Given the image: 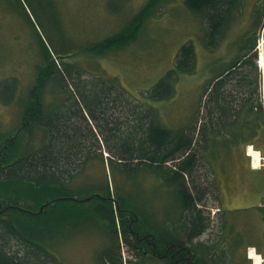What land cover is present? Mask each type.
Wrapping results in <instances>:
<instances>
[{
    "label": "trees",
    "instance_id": "16d2710c",
    "mask_svg": "<svg viewBox=\"0 0 264 264\" xmlns=\"http://www.w3.org/2000/svg\"><path fill=\"white\" fill-rule=\"evenodd\" d=\"M1 1L11 4L13 10L20 6L42 39L33 14L40 0H15L16 5L10 0ZM168 2L146 0L118 30L83 47L84 53L103 56L135 43L147 21ZM183 2L203 24V43L209 52H216L240 24L246 5L252 2V7L246 28L231 42L235 50L232 61L205 85L198 109L200 119L182 130L162 125L154 107L128 100L129 94L117 83L100 89L98 85L87 92L80 76L74 78V68L63 61L65 55L51 52L42 39L41 63L36 66L18 135L7 141L8 148L0 155V201L21 209L11 207L7 222L0 220V264H63L52 251L53 245L87 222L88 216L102 222L103 229L113 227L108 246L99 257L103 264H125L120 244L131 252L132 243L138 239L150 240L154 254L150 258L138 254L137 261L129 259L126 264H147L152 260L162 264H206L209 254L198 255L196 251L207 246L194 244V240L210 227V216L204 211L209 191L196 179L202 156L209 152L208 143L224 135L236 142L247 135L244 144L264 152V82L258 63V46L261 39L264 41V0ZM112 11L117 14L120 7L115 5ZM196 68L197 53L189 41L180 48L173 68L148 92V99L151 103L173 99L181 77L193 75ZM50 85L54 97L59 95L61 99L46 109L44 100ZM87 95L92 98L87 100ZM34 131H42L43 146L21 152V132ZM102 147L111 156L106 160L118 174H155L172 191L174 200L176 197L179 217L154 224L116 190L111 197L109 181L102 192L85 193L69 186L83 172L87 160L102 159ZM47 201L51 204L39 212ZM113 208L118 214V229ZM258 208L264 216V206ZM97 210L104 217H97ZM167 222L172 223L170 227Z\"/></svg>",
    "mask_w": 264,
    "mask_h": 264
},
{
    "label": "rangeland",
    "instance_id": "374dc122",
    "mask_svg": "<svg viewBox=\"0 0 264 264\" xmlns=\"http://www.w3.org/2000/svg\"><path fill=\"white\" fill-rule=\"evenodd\" d=\"M10 1L16 5L15 0ZM145 1L40 0L33 14L39 22L37 30L50 51L65 55L63 61L74 68V78L80 76L79 81L86 84L87 92H92L98 85L97 89H100L105 84L117 83L129 94L126 96L128 100L147 102L154 107L162 125L172 130L189 128L200 119L201 110L198 114V109L205 85L232 61L235 50L231 42L246 28L252 2L246 5L240 24L216 52H209L204 47L203 24L185 7L184 0H169L155 17L147 21L135 43L103 56L84 53L83 47L96 44L118 30ZM111 5L113 8L119 6V13H114ZM16 6L13 10L11 4L0 2V155L8 148L7 141L18 135L24 105L34 84L36 66L41 63L42 39L24 10ZM189 41L193 42L197 53L196 72L181 77L173 99L151 103L148 92L173 68L180 48ZM263 43L261 39L260 54L261 51L264 54ZM260 70L264 82V67ZM91 98V95L86 96L87 100ZM60 99L59 95L54 97L50 85L44 100L46 109ZM69 103L73 105L74 102ZM247 138L244 135L235 142L224 135L211 145L208 143L209 152L202 156L197 172L198 183L209 191L204 211L210 216V227L194 240V244L207 246L206 249L198 248L196 253L209 254L205 257L209 264H254L249 257L252 247L264 260V216L258 208L262 201L264 204V152L259 151L260 166L255 168L248 146L244 144ZM44 142L42 131L21 132L20 151L39 150ZM101 152L102 159L87 160L83 172L74 177L69 186L81 188L85 193L102 192L109 181L111 197L114 198L116 190L154 224L157 220L171 221L179 217L176 197L174 200L172 191L155 174L131 172L120 175L106 160L111 156L104 147ZM113 210L118 229L117 210ZM95 215L104 217V213L98 210ZM86 220L53 245L52 251L63 264H103L99 257L108 246L113 227L103 229L102 222L93 216ZM171 224L167 222L166 225L170 227ZM120 246L126 264L132 260V253L124 244ZM147 262L162 264L156 260Z\"/></svg>",
    "mask_w": 264,
    "mask_h": 264
},
{
    "label": "flooded vegetation",
    "instance_id": "af4514ba",
    "mask_svg": "<svg viewBox=\"0 0 264 264\" xmlns=\"http://www.w3.org/2000/svg\"><path fill=\"white\" fill-rule=\"evenodd\" d=\"M5 203L6 204H4L0 201V220H2V222H4V223L7 222V220H8L7 213H8V210L11 209V207L12 208L14 207V208L21 210L19 207L9 204V202H6V200H5ZM261 206H264L263 201L261 203ZM132 246H133V250L131 251V253H132L133 261L138 260L136 258V256L138 254H142V255L149 257V258L154 254V250H155L154 244L148 239L145 241L143 239H138V241L132 243ZM167 254L168 253L166 251L164 256L167 257Z\"/></svg>",
    "mask_w": 264,
    "mask_h": 264
},
{
    "label": "bare ground",
    "instance_id": "6f19581e",
    "mask_svg": "<svg viewBox=\"0 0 264 264\" xmlns=\"http://www.w3.org/2000/svg\"><path fill=\"white\" fill-rule=\"evenodd\" d=\"M259 65L260 67H264V54L261 51L260 58H259ZM249 155L253 158V165L255 168L260 166V152L255 150L253 146H248ZM249 257L254 260V264H263L262 255L258 253L254 247L250 248V255Z\"/></svg>",
    "mask_w": 264,
    "mask_h": 264
},
{
    "label": "water",
    "instance_id": "95a60500",
    "mask_svg": "<svg viewBox=\"0 0 264 264\" xmlns=\"http://www.w3.org/2000/svg\"><path fill=\"white\" fill-rule=\"evenodd\" d=\"M51 203L50 201H47L46 203H44L41 207H40V211L39 212H42L43 209L46 207V206H49Z\"/></svg>",
    "mask_w": 264,
    "mask_h": 264
}]
</instances>
